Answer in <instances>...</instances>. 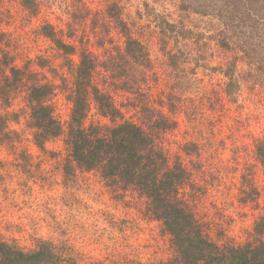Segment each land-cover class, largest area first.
<instances>
[{
  "label": "rangeland",
  "instance_id": "rangeland-1",
  "mask_svg": "<svg viewBox=\"0 0 264 264\" xmlns=\"http://www.w3.org/2000/svg\"><path fill=\"white\" fill-rule=\"evenodd\" d=\"M39 1L37 13L31 14L20 0H0V34L4 48L20 67H29L39 72L41 81L56 85L52 103L66 125L72 109L73 76L40 27L48 21L67 34L75 31L78 38H91L92 49L101 60L117 53L123 35L113 23L105 42H100L103 45L97 44L94 32L104 35L101 27L109 20L105 15L108 0ZM250 1L245 9L253 11L257 21L246 16V25L237 30L241 43L249 47L251 56L247 58L239 45L220 46L217 30L222 26L217 16L193 10L198 7L213 13L216 0H118L132 32L146 46L151 66L136 80L138 94L117 88L112 73L106 74L102 67L95 75L101 87L109 86L127 118L142 119L136 106L140 107V99L144 102L148 90L157 107L161 100L167 105L177 103L172 116L178 125L158 136V142L171 156L180 152L191 170L195 186H184L181 194L207 232L216 238L223 231L225 240L235 243L255 238L264 222V168L255 155V142L264 136V15L258 19V9L264 14V7L258 8V0ZM183 4L189 8L185 10ZM166 22L176 29L164 33ZM169 53L177 55L175 66ZM40 59L54 72L41 69L36 64ZM234 62L240 88L229 96L224 72ZM26 97L27 87L22 85L9 107L0 103V116L15 134L11 141L0 140V237L25 250L34 248L38 238L51 240L80 264L169 260L175 253L171 236L148 213L145 199L134 189L115 190L96 170H79L65 182L66 136L49 140L45 151L38 148L28 124ZM7 111L14 114L6 117ZM90 120L109 122L94 104ZM187 141H195L199 151L183 152ZM244 174L254 184L247 188L253 189L249 197L254 200L247 203L240 190Z\"/></svg>",
  "mask_w": 264,
  "mask_h": 264
},
{
  "label": "trees",
  "instance_id": "trees-1",
  "mask_svg": "<svg viewBox=\"0 0 264 264\" xmlns=\"http://www.w3.org/2000/svg\"><path fill=\"white\" fill-rule=\"evenodd\" d=\"M20 1L31 14H36L40 7L39 0ZM247 1L251 2L216 0L218 4L214 5L213 13L200 11L198 7L193 10L202 15L217 16L219 26H222L217 30L220 46L229 49L233 44L239 45L244 56L249 58V47L241 43L237 32L238 28L246 25V16L257 21V15L245 9ZM259 7H264V0H258ZM183 8L187 10L189 7L183 4ZM259 12L260 9L258 19L263 18L264 14ZM105 15L109 20L101 27L104 35L94 32L97 44L103 45L110 28H114L111 25L113 23L123 35L124 43L122 47L115 48L117 53H109L102 60L92 49L91 38H78L73 33L75 31L67 34L65 30H57L56 25L48 21L40 27V33L53 42L63 58V64L69 67L73 76V89L70 93L72 109L66 125L57 117L52 103L56 85L41 81L38 78L39 72L29 67H20L16 58L4 48L1 34L0 103L9 107L16 90L22 85L27 87L28 124L35 145L45 151L49 140L64 134L66 136L69 151L63 163L65 182L73 179L79 170H96L109 187L115 190L132 188L145 199L148 213L161 222L163 229L171 236L175 249L169 260L154 264H264V222L256 237L244 243L225 240L223 231L216 233V238H213L190 201L182 196L181 188L186 185L195 186L192 172L181 159L180 152L171 156L158 142V136L176 129L178 125L177 119L172 116L176 113L177 103L171 101L167 105L161 100V107H157L154 101L151 102L148 90V96L143 97L144 102L140 99V107L136 106L139 118L143 117L134 120L127 118L123 108L116 104L109 86L101 87L100 82L95 81L98 68L102 67L106 74L112 73L117 88L138 94V89H135L136 80L149 71L151 66L149 52L143 41L132 32L118 0H108ZM165 24L168 29L163 28L164 33L176 29L173 23ZM74 56H77V60ZM169 56L172 66H175L176 53H169ZM36 64L41 69L49 68L54 72L42 59ZM235 64H230L224 72L228 79L226 93L229 96L240 88L235 76ZM248 64L252 63L248 61ZM131 82L134 84L131 85ZM92 104L96 106L97 113L109 122L90 120ZM165 106H168L167 111ZM10 114L14 113L7 111L5 116ZM6 124V118L1 115V141H11L15 135ZM181 149L190 155L199 151V145L195 141H187ZM255 155L264 168V136L255 142ZM243 176L244 185L240 190L245 194L242 201L247 203L254 200L249 197L253 189L247 191L254 184L251 177L248 179L246 174ZM0 264L80 263L48 239L38 238L34 248L25 250L17 243L0 237Z\"/></svg>",
  "mask_w": 264,
  "mask_h": 264
}]
</instances>
